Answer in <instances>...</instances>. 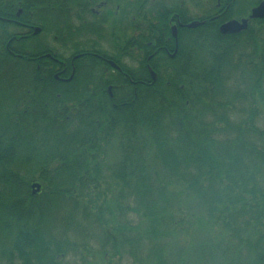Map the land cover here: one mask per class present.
<instances>
[{
    "label": "trees",
    "instance_id": "1",
    "mask_svg": "<svg viewBox=\"0 0 264 264\" xmlns=\"http://www.w3.org/2000/svg\"><path fill=\"white\" fill-rule=\"evenodd\" d=\"M150 18L140 9L136 20ZM152 19L168 27L164 12ZM198 20L179 31L173 60L151 65L155 82L124 66L135 84L118 81L112 98L93 61L56 97L36 89V64L0 54V76L28 83L0 87V106L10 103L0 113V264L83 258L91 230L107 264H264V19L237 34ZM114 140L120 157L105 176ZM202 225L225 238L190 242Z\"/></svg>",
    "mask_w": 264,
    "mask_h": 264
},
{
    "label": "flooded vegetation",
    "instance_id": "2",
    "mask_svg": "<svg viewBox=\"0 0 264 264\" xmlns=\"http://www.w3.org/2000/svg\"><path fill=\"white\" fill-rule=\"evenodd\" d=\"M29 1L23 0L17 7L7 2L0 5V25L3 26L0 28V54L5 53L9 58L17 60L26 58L36 64L39 72L35 79L36 89L43 94L52 93L56 97L59 96L58 83L70 82L76 66H86L88 61H93L100 67L99 74L106 82L104 92L110 98L124 87L122 84H116L118 81L135 84L129 75L131 72L124 71L123 66L132 67V74L138 79H142L138 75L144 68L151 79L149 68L158 74L151 65L162 67L165 60H173L176 57L179 31L187 29L185 25L190 23H182V17L186 15L194 18L181 0L166 1V5H159L152 15L142 9L149 18L151 17L152 25L136 21L134 15L139 14L143 2L140 0H134L132 8L127 9L131 10L133 15V25L127 24L128 19L126 21L125 16H119L123 9V0H51V4L49 1L45 7L41 5L39 10H36L39 15L35 13ZM198 1L204 2L205 5L199 7L200 16H196L191 22L199 21L198 18L205 14L209 21L219 23L218 30L221 25L231 20H248V27L256 20H263H249V17L252 9L264 0H259L255 5H249L248 1L251 0ZM60 12L68 14L71 20L68 28L60 26ZM163 12L168 17V29L155 26L152 19L156 13ZM116 18V25L110 26ZM48 20H51V23ZM173 28L175 37L172 34ZM113 29L121 32L130 29L132 41L123 45L114 43L110 47L107 46L108 43L102 42L100 34ZM92 36H98L99 40L92 41ZM145 39L148 41H144ZM145 48H148L147 51H144ZM27 84L26 76H0V87H13L21 92L27 91Z\"/></svg>",
    "mask_w": 264,
    "mask_h": 264
},
{
    "label": "rangeland",
    "instance_id": "3",
    "mask_svg": "<svg viewBox=\"0 0 264 264\" xmlns=\"http://www.w3.org/2000/svg\"><path fill=\"white\" fill-rule=\"evenodd\" d=\"M30 1L33 2V7H34L35 13L37 15H39L38 11H36V10H39L41 5H44V3H41V1H39V0H30ZM133 1L134 0H123L122 1L123 9H122V12H119V16L120 17L125 16L126 21H127V19H128V21L133 19L132 18L133 15H131V13H130L131 10H127L128 8H132L131 6H132ZM141 1H143V2L141 3V5H140L141 7L139 8V10L144 9V11L146 10L149 15H152L155 12L154 10L159 5H163V4L166 5V1H168V0H140V2ZM181 1L188 8V12L191 13L194 16V18L196 16H200L201 13L199 12V7L202 4L205 5L204 2L202 3L198 0H181ZM6 2L14 5L15 0H0V5H3V3H6ZM134 16L136 18L138 16V13H137V15L135 13ZM59 19H60V17H59ZM128 21H127V23H128ZM48 22L51 23V20H48ZM117 22H118L117 18L112 20V22L110 23V26L116 25ZM133 23H134V19H133ZM0 28H3V26L0 25ZM100 36L103 40L102 42L104 44H105V42H107L108 43L107 46L110 47L114 43L115 44L119 43L120 45H123V43H125L127 41L131 42L132 41L131 38L133 35H132L130 29L128 31H126L124 29V30H122V32L119 30L113 29V30H109L108 32L101 33ZM91 39H92V41L99 40L98 36H92ZM39 93L41 94V92H39ZM9 105H10V103L8 101L1 102L0 113L4 114L6 112V108L9 107ZM117 143L118 142L114 140L113 143L108 148V152H107L106 160H105V165H104V169H103L104 170L103 173L105 174V176H110L111 169L113 168V166L115 165V163L118 161V159L120 157L119 156L120 152H119ZM35 183H38V182H35ZM114 189L115 188H112V190L109 191L107 196H106L109 200H111V198H112V195H113L112 193L114 192ZM182 201H184V203L187 205V204H190L191 200L185 199L182 196ZM90 233L91 234H89L88 239L91 241V246H90L91 254L86 255L83 258H81L80 256H76V255L75 256L74 255H68V256L62 258L61 264H107L106 262H102V260L100 259L99 255H98V252L96 250V246H97V243L99 240V235L96 233L95 230L94 231L91 230ZM208 234H210V236L213 238V240H221L222 238H225V236L222 234V232L219 229H213L212 231L208 232L207 228L204 225H202L200 227V230L196 231L195 239L193 238L192 240H190V242L192 241V243L195 242L197 244L200 242V240H205ZM181 239L189 241V239H191V238H188V236L187 237L182 236ZM107 262H110L109 264H124V262H122V260H119L118 258H115V257L110 258L109 261H107Z\"/></svg>",
    "mask_w": 264,
    "mask_h": 264
},
{
    "label": "water",
    "instance_id": "4",
    "mask_svg": "<svg viewBox=\"0 0 264 264\" xmlns=\"http://www.w3.org/2000/svg\"><path fill=\"white\" fill-rule=\"evenodd\" d=\"M254 19H264V1L261 2L257 7L252 9L249 20H254ZM203 24L204 22L193 21V22H190L189 24H186L185 27L187 29H195L197 27H200ZM247 27H248V20H242L241 22L231 20L221 25L219 28V32L221 34H237V33H240L246 30ZM172 34L175 37V28H173ZM149 72L151 75L152 82H155L157 79V75L150 68H149ZM30 189H31V194L35 195L39 193L41 186L38 183H33L30 186Z\"/></svg>",
    "mask_w": 264,
    "mask_h": 264
}]
</instances>
